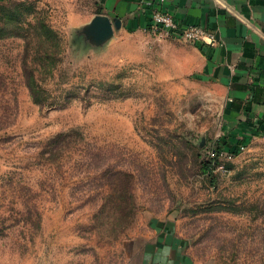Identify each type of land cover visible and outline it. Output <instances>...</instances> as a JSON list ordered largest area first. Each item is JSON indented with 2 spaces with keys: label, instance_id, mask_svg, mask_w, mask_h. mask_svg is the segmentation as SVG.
<instances>
[{
  "label": "rangeland",
  "instance_id": "1",
  "mask_svg": "<svg viewBox=\"0 0 264 264\" xmlns=\"http://www.w3.org/2000/svg\"><path fill=\"white\" fill-rule=\"evenodd\" d=\"M0 5L24 16L31 5L64 40L46 60L30 46L45 66L37 105L24 40L0 38V264H264V130L224 127L220 92L187 72L191 43L121 28L76 40L98 0ZM223 136L233 155L206 173Z\"/></svg>",
  "mask_w": 264,
  "mask_h": 264
},
{
  "label": "crops",
  "instance_id": "2",
  "mask_svg": "<svg viewBox=\"0 0 264 264\" xmlns=\"http://www.w3.org/2000/svg\"><path fill=\"white\" fill-rule=\"evenodd\" d=\"M150 0H98L97 15L121 21V31L139 33L149 23ZM164 9L178 21L206 28L212 44L200 51L187 72L196 71L224 99L222 114L228 129L245 121V109L253 121L264 117V0H173Z\"/></svg>",
  "mask_w": 264,
  "mask_h": 264
},
{
  "label": "trees",
  "instance_id": "3",
  "mask_svg": "<svg viewBox=\"0 0 264 264\" xmlns=\"http://www.w3.org/2000/svg\"><path fill=\"white\" fill-rule=\"evenodd\" d=\"M25 6V5H24ZM19 6L16 8H8L4 5H0V38L5 36H13L20 37L25 42V54L23 59V76L25 81V86L28 88L30 97L33 103L37 105L44 104V95L46 91L40 86L39 80L37 78L36 72L38 66H41L43 69L45 68L44 63L39 60L38 65H36L35 60H29L28 54L30 52V46L32 44L40 46V52L44 54L43 60L46 58H50L47 51L44 49V46L50 44L54 48L53 54H58L61 56L63 53L64 40L55 30H53L43 18L39 17V12L34 10L30 5L29 15L22 14L21 11L18 10ZM15 13V14H14ZM99 13V12H98ZM11 29V31H9ZM14 31V33H12ZM197 48L202 51L204 49V45H195ZM29 50V51H28ZM61 59H56L57 63L60 62ZM246 113L245 123L250 130H256L260 132L264 130V117L262 119H258L253 121L252 118L248 117V109L244 110ZM233 126L229 127V132H233ZM71 133H77V130H73L70 133H62L52 138L48 142L49 155L52 156L59 151H61L65 146H68L71 142L75 140ZM214 157L216 158H208L203 165V171L206 173H211L213 170V165L216 164L217 157L223 153H229L233 155L232 146L230 140L227 136H223L218 138L214 143ZM227 149V150H226ZM110 182L114 181L113 178L109 179Z\"/></svg>",
  "mask_w": 264,
  "mask_h": 264
},
{
  "label": "built area",
  "instance_id": "4",
  "mask_svg": "<svg viewBox=\"0 0 264 264\" xmlns=\"http://www.w3.org/2000/svg\"><path fill=\"white\" fill-rule=\"evenodd\" d=\"M173 0H150L145 2L150 8L149 23L144 31L159 35H173L192 45L212 44L214 38L204 27L186 24L178 21L172 14L164 9L165 3ZM214 158V153L210 154Z\"/></svg>",
  "mask_w": 264,
  "mask_h": 264
},
{
  "label": "water",
  "instance_id": "5",
  "mask_svg": "<svg viewBox=\"0 0 264 264\" xmlns=\"http://www.w3.org/2000/svg\"><path fill=\"white\" fill-rule=\"evenodd\" d=\"M121 28V21L119 19L110 20L106 16L96 15L91 22L84 28L76 32L74 38L87 39L99 44L113 36L114 29Z\"/></svg>",
  "mask_w": 264,
  "mask_h": 264
}]
</instances>
